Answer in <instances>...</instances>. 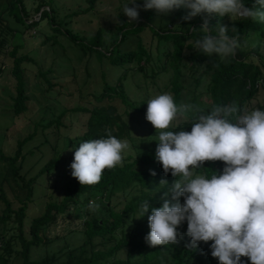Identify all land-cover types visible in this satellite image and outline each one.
I'll list each match as a JSON object with an SVG mask.
<instances>
[{
  "label": "trees",
  "instance_id": "trees-1",
  "mask_svg": "<svg viewBox=\"0 0 264 264\" xmlns=\"http://www.w3.org/2000/svg\"><path fill=\"white\" fill-rule=\"evenodd\" d=\"M5 1L6 7L0 15V56L11 59L9 72L15 81L12 109L16 116L27 110L29 98L22 64L32 60L19 53L21 46L5 51L6 34L13 31L11 23L27 30L45 23L53 34L44 35L41 44L51 42V46L57 45V36H62L80 52L79 58L88 55L97 61L102 84L99 90L88 95L87 106L64 109L55 119L36 123L32 134L16 142L12 155L4 156L0 152V162L6 165L0 179V264H12L16 258H19V264H160L162 259L165 264H218L210 256V241L189 249L186 235L167 246L150 247L144 240L149 231L147 216L150 209L159 207L162 202L163 189L159 188V181L171 184L174 180L170 172L162 171L155 159L156 134L144 119L145 103L154 90L169 92L174 102L179 103L182 91L191 87L194 92L205 75V102L197 105L205 113L213 104L228 102L246 109L259 89L263 91L264 105V58L259 52L264 23L233 21L226 15L201 13L195 20L188 19L179 24L170 22L172 28L167 29L166 24L157 27L151 23V10H142L131 23L118 14L114 31H110L107 39L100 31L85 38L71 29L62 28L64 22L55 16L49 0L34 1L31 9L38 14L37 20L30 17V9L24 0ZM95 1L88 0L89 9ZM245 6L264 11L255 5V0H245ZM204 19L208 20L210 27L221 25L237 36L241 47L234 58L215 60L214 56H206L191 48V41L200 35L192 30L198 28ZM233 28L235 33H231ZM144 33L149 34L147 47L142 39ZM132 36L136 37L134 48L122 51L120 47L127 37ZM253 38L258 40L257 44L246 50V41ZM108 75L109 81L106 80ZM40 76L51 89L46 73L40 72ZM158 79L163 81L161 85L157 84ZM75 111L85 115V119L78 128L80 133L70 136L69 126L74 123L72 113ZM177 125L184 131L190 130L186 121ZM106 132L118 139H126L130 150L123 155L119 166L102 170L96 184L79 185L71 177L68 167L73 151L81 141L100 138ZM38 134L40 142L36 150L43 154L41 147H45L52 156L33 176H28L22 169L26 156L32 152L28 150L26 155L21 152ZM64 142L62 151L59 146ZM200 167L218 174L223 163L205 161ZM39 179L47 183L54 180L53 189L60 197L45 202L42 211L25 222L28 206L34 203ZM11 183L25 194L22 200L13 203L7 197L4 186ZM144 199L149 212L138 217V205ZM90 201L96 203L95 209L88 206ZM178 202L182 203V198H178ZM72 216L79 226L68 233L76 238L75 245L66 243L62 249L32 260V250L46 248L57 240V236L52 238L49 233L61 220ZM183 227L186 223H181L177 231ZM240 259L248 264L246 257Z\"/></svg>",
  "mask_w": 264,
  "mask_h": 264
},
{
  "label": "clouds",
  "instance_id": "clouds-1",
  "mask_svg": "<svg viewBox=\"0 0 264 264\" xmlns=\"http://www.w3.org/2000/svg\"><path fill=\"white\" fill-rule=\"evenodd\" d=\"M255 5L264 9V0H255ZM138 7L158 16L183 7L188 10L185 20L204 13L264 23V11L245 6V0H141L139 6L136 0H124L120 12L131 23L138 18ZM193 32L200 35L191 48L215 60L234 58L241 47L236 35L221 25L210 27L207 19ZM145 104L144 119L156 134L155 159L174 178L171 184L159 181L162 202L147 216L146 243H175L178 226L186 223L189 249L210 241V256L218 264H244L241 257L248 264H264V108L249 110L228 102L213 104L205 113L194 103L174 102L168 92ZM181 119L190 124L189 131L174 124ZM129 150L126 139L108 132L83 140L72 153L70 175L79 185H94L102 170L119 166ZM205 161H220L223 167L218 174L202 169ZM88 206L97 207L94 201ZM145 212L149 205L144 199L138 217Z\"/></svg>",
  "mask_w": 264,
  "mask_h": 264
},
{
  "label": "rangeland",
  "instance_id": "rangeland-1",
  "mask_svg": "<svg viewBox=\"0 0 264 264\" xmlns=\"http://www.w3.org/2000/svg\"><path fill=\"white\" fill-rule=\"evenodd\" d=\"M34 1L37 0H24V4L30 9V17L37 20L38 14L32 11ZM136 2L138 6L141 5V0H136ZM123 3L124 0H96L92 8L89 9L88 0H49V5L54 10L55 16L64 22L62 28L71 29L73 33L85 38L92 37L97 31H100L104 39L109 37L110 31H114L117 24V15H123L120 12ZM127 6L131 7V5ZM5 7L6 1L0 0L1 16ZM142 10V7H138V15H140ZM151 11V23L153 25L161 27L166 24V28L171 29L172 25L170 22L181 23L185 20L183 15H186L188 10L181 7L159 16L153 10ZM123 17L128 21L126 16L123 15ZM195 17L189 20H195ZM10 25L13 31L6 34L5 51L8 52L12 47L21 46L19 53L27 55L32 62L22 64L26 95L29 100L26 102V112L16 116L12 109L15 96V81L9 72L11 59L0 56V152L4 156L13 154L16 142L32 134L36 123L53 120L64 109L73 110L76 107L87 106L85 102L90 99L88 95L97 89L99 90L102 84L99 76L100 67H98L97 61L91 56L88 58V55L79 58L80 52L68 44L62 36H57V45L51 46V42L45 45L41 44L44 35L51 36L53 34L45 23L31 30H27L22 26H15L12 23ZM142 39L145 47H147L149 34H142ZM256 41L258 40L254 38L247 40L244 45L246 50L256 45ZM135 42L136 37H127L120 49L122 51L133 49ZM259 52L264 58V38L260 41ZM47 70H49V73H47ZM40 72L46 73V79L52 85L51 89H48V85L40 76ZM106 80H110L109 75ZM162 83L163 81L158 79L157 84L161 85ZM206 83L207 76L204 75L200 87L194 92L191 87L182 91L179 103L191 102L199 106L202 105L205 102ZM152 92L154 93H152V96L159 94L157 90ZM259 106H264L262 89H259L256 97L250 101L246 109L250 110ZM72 115L74 123L69 126L70 136L76 132L80 133L81 130L78 128L83 119H85V115L77 111L73 112ZM182 122L184 120L181 119L174 122V124L177 125ZM39 138L40 135L38 134L34 140L24 146L25 148L21 152L25 155L28 150L32 152L26 156L22 169L23 172L28 173V176H33L36 170L52 156L45 147H41L43 154L36 150L40 142ZM64 145L65 142L59 146L62 151ZM5 168L6 165L0 162V179L5 172ZM52 178L55 177L52 175ZM53 182L54 180H51L50 183L42 179L38 180V186L35 188L34 203L28 206L25 222H28L30 218L35 217L39 211H42L45 202L60 197V194L53 189L55 185ZM4 190L11 202L14 200L20 201L25 196L23 192L16 188L14 183L4 186ZM72 217L71 219L61 220L59 225L49 233L52 238L58 237L51 245L46 248L39 247L32 250V260H38L48 252L62 249L66 243L75 245L76 238L73 239L74 236L68 233L76 230L75 228H79V226L76 225L77 222H75L74 216ZM185 229L186 227H183L178 231L180 235L177 237L176 242L182 239ZM18 260L19 258L14 259L12 264H19Z\"/></svg>",
  "mask_w": 264,
  "mask_h": 264
}]
</instances>
